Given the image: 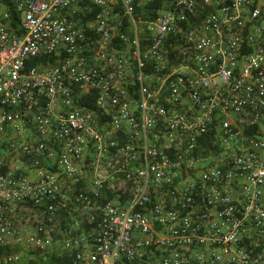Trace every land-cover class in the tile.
Masks as SVG:
<instances>
[{
  "label": "built area",
  "instance_id": "obj_1",
  "mask_svg": "<svg viewBox=\"0 0 264 264\" xmlns=\"http://www.w3.org/2000/svg\"><path fill=\"white\" fill-rule=\"evenodd\" d=\"M152 1L0 0V264H264V0Z\"/></svg>",
  "mask_w": 264,
  "mask_h": 264
},
{
  "label": "trees",
  "instance_id": "obj_2",
  "mask_svg": "<svg viewBox=\"0 0 264 264\" xmlns=\"http://www.w3.org/2000/svg\"><path fill=\"white\" fill-rule=\"evenodd\" d=\"M163 1L164 0H154L151 3L143 7L138 6L136 9V13L137 15H141L146 20L153 19V17H155V14H156L155 10L161 6ZM16 24H17V21H14V25ZM95 98H96V93H92L88 97L84 98L83 103L90 107H94ZM55 261L56 260L54 259V262Z\"/></svg>",
  "mask_w": 264,
  "mask_h": 264
},
{
  "label": "crops",
  "instance_id": "obj_3",
  "mask_svg": "<svg viewBox=\"0 0 264 264\" xmlns=\"http://www.w3.org/2000/svg\"><path fill=\"white\" fill-rule=\"evenodd\" d=\"M27 262H28V263H33V261H29V260H26V259H25V260L22 261L21 264H26Z\"/></svg>",
  "mask_w": 264,
  "mask_h": 264
}]
</instances>
